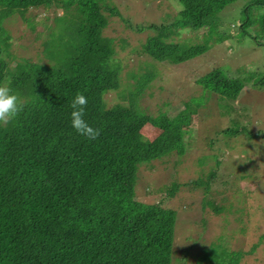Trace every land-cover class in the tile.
I'll return each mask as SVG.
<instances>
[{
	"label": "trees",
	"instance_id": "1",
	"mask_svg": "<svg viewBox=\"0 0 264 264\" xmlns=\"http://www.w3.org/2000/svg\"><path fill=\"white\" fill-rule=\"evenodd\" d=\"M178 1L183 10L177 22L150 24L155 31L141 43V52L178 62L206 50L205 44L184 48L167 40L168 30L172 26H215L221 2ZM70 2L0 0V60L8 62L9 55L2 29L4 16L15 13L27 20L31 9L52 5L66 9ZM72 3L75 14L59 35L62 45L50 43L49 47L52 54L59 51L61 55L65 45L74 46L78 51L74 57L57 56L55 64L20 58L10 70L0 66V84L10 82L26 102L14 121L0 125V264H171L175 212L160 201H139L135 187L141 164L182 154L194 113L185 107L173 116L165 112L150 115L134 102L107 106L103 95L118 85V69L110 56L113 48L101 35L107 18L96 0ZM105 9L120 15L114 7ZM49 47L45 45L46 56ZM148 78L147 73L139 75L134 96ZM197 82L227 98H235L242 86L238 78L217 70ZM78 92L88 98L84 119L100 129L95 140L71 126L70 103ZM145 125L154 130L151 139L142 134ZM243 128L227 131L238 133ZM207 176L211 179L214 173ZM204 180L189 182L205 183L202 187L207 188ZM178 188L176 182L165 186L170 196ZM210 253L211 249L198 259L204 264H237L239 259L234 252L233 258L214 261L212 249L214 259L210 261Z\"/></svg>",
	"mask_w": 264,
	"mask_h": 264
},
{
	"label": "rangeland",
	"instance_id": "2",
	"mask_svg": "<svg viewBox=\"0 0 264 264\" xmlns=\"http://www.w3.org/2000/svg\"><path fill=\"white\" fill-rule=\"evenodd\" d=\"M69 1L66 9L53 5L31 9L27 20L15 13L3 17L9 52L8 62L0 60L3 70L16 66L20 58L55 64L57 56H75L74 46L65 45L61 55L59 51L52 54L49 47L50 43L62 45L59 35L75 14V0ZM96 1L107 18L101 35L108 38L113 48L110 56L118 69V85L103 95L106 105L134 102L150 115L165 112L173 116L185 107L194 113L182 154L141 164L135 187L139 201H160L175 212L171 264H204L198 257L209 249L210 261L213 249L214 261L233 258L236 252L237 264H264V0L259 4L219 0L215 26L170 27L167 40L184 48L206 45L201 54L178 62L141 52V43L155 31L150 24L177 22L178 0ZM106 6L116 8L120 15L110 14ZM213 70L241 81L235 98L198 84V78ZM146 73L149 78L134 96V82ZM242 126L241 132L227 131ZM141 130L147 138L154 135L150 125ZM209 172L214 173L211 179ZM198 178L206 179L208 187L190 183ZM171 182L179 188L170 196L165 186Z\"/></svg>",
	"mask_w": 264,
	"mask_h": 264
},
{
	"label": "clouds",
	"instance_id": "3",
	"mask_svg": "<svg viewBox=\"0 0 264 264\" xmlns=\"http://www.w3.org/2000/svg\"><path fill=\"white\" fill-rule=\"evenodd\" d=\"M181 10H183L181 8ZM88 98L78 92L70 103L72 109L70 121L72 128L81 136L95 140L100 135V129L92 127L85 119V109ZM26 102L13 91L11 83L0 84V125H8L24 110Z\"/></svg>",
	"mask_w": 264,
	"mask_h": 264
}]
</instances>
